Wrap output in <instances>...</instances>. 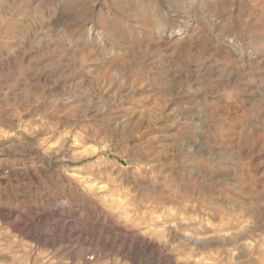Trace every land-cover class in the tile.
Here are the masks:
<instances>
[{
    "label": "rangeland",
    "instance_id": "1",
    "mask_svg": "<svg viewBox=\"0 0 264 264\" xmlns=\"http://www.w3.org/2000/svg\"><path fill=\"white\" fill-rule=\"evenodd\" d=\"M0 264H264V0H0Z\"/></svg>",
    "mask_w": 264,
    "mask_h": 264
}]
</instances>
